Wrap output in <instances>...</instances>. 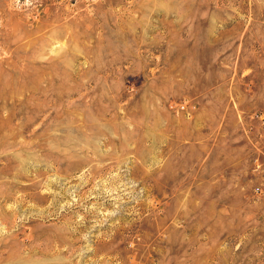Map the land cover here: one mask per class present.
<instances>
[{
	"label": "rangeland",
	"instance_id": "374dc122",
	"mask_svg": "<svg viewBox=\"0 0 264 264\" xmlns=\"http://www.w3.org/2000/svg\"><path fill=\"white\" fill-rule=\"evenodd\" d=\"M0 264H264V0H0Z\"/></svg>",
	"mask_w": 264,
	"mask_h": 264
}]
</instances>
